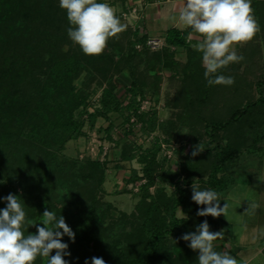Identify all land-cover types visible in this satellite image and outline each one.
Instances as JSON below:
<instances>
[{
    "label": "trees",
    "instance_id": "obj_1",
    "mask_svg": "<svg viewBox=\"0 0 264 264\" xmlns=\"http://www.w3.org/2000/svg\"><path fill=\"white\" fill-rule=\"evenodd\" d=\"M251 2L260 31L245 48H238L244 57L240 63L247 62L246 71L240 75L238 63L234 70L227 66L217 74L234 77V84L209 86L202 53L187 41L188 32L169 28L164 44L152 49L145 35L127 27L108 40L101 55L88 56L69 38L70 24L59 0H0V210L6 207L3 197L19 196L26 213L25 235L37 232L32 223L44 226L46 209L63 216L75 233L74 242L66 235L62 238L69 245L70 255L64 257L68 264L86 260L91 264L92 257L103 258L106 264H198V251L180 237L195 232L205 220L210 231L223 229L219 218L197 215L206 206L192 201V183L221 197L233 181L231 169L239 158L246 152L264 154V72L262 78L254 75L256 95L238 93L239 81H251L245 73L251 72L249 67L264 46V0ZM117 75L125 79L122 97L116 91ZM93 82L105 86L98 105L88 112V89ZM164 83L168 88L161 97L172 116L159 128L174 138L182 135L181 127L188 126L189 149L177 170L162 180L173 190L159 187L151 193L150 165L156 147L147 148L151 156L149 164H144L148 181L128 213L131 226L110 234L96 213L107 157L79 160L62 151L69 140L85 135L102 119L107 124L98 131L103 132L104 141L112 140L115 127L126 139L114 159L116 165L131 159L135 140L126 136L134 131L125 122L134 116L144 132L153 129L156 113H139L140 99L146 94L160 96ZM220 103L223 107L217 109L214 105ZM199 143L205 150L192 157L193 146ZM180 147L179 152L185 149ZM59 175L66 192L58 190ZM129 182L132 178L126 179ZM72 195L75 205L69 206ZM105 207L100 214L111 213V205ZM178 210L184 215L178 216ZM214 250L223 253L216 243ZM34 264H47V258L37 257Z\"/></svg>",
    "mask_w": 264,
    "mask_h": 264
},
{
    "label": "clouds",
    "instance_id": "obj_2",
    "mask_svg": "<svg viewBox=\"0 0 264 264\" xmlns=\"http://www.w3.org/2000/svg\"><path fill=\"white\" fill-rule=\"evenodd\" d=\"M59 6L66 10L70 24L67 29L69 38L88 56L101 55L108 40L118 37L127 28L108 3L97 0H59ZM172 19L191 29L187 36L188 42L197 40L192 47L202 53L207 84L233 85L234 77L217 73L231 63L244 60L242 55L237 54L236 46L250 42L260 31L251 0H182L178 17ZM204 150L201 143L194 145L191 156L195 157ZM191 189L192 201L206 206L197 212L198 216L218 218L223 215L227 219L229 204L226 202L221 207L220 194L210 189L200 190L194 182ZM3 199L6 207L0 210V264H34L37 257L47 258V264H68L64 257L70 255L67 251L69 245L62 242V238L66 235L74 242L75 233L64 217H57L46 209L42 214L44 226L32 223L37 232L25 235L23 229L26 213L21 198L10 193ZM258 208L255 201H249L244 213L253 215ZM223 237L224 230L210 231L205 220L197 226L195 232L185 233L180 239L190 242L188 247L198 251V264H239L227 252L214 250V241ZM53 250L55 255H51ZM85 264H88L87 260ZM91 264L106 262L103 258L92 257Z\"/></svg>",
    "mask_w": 264,
    "mask_h": 264
},
{
    "label": "rangeland",
    "instance_id": "obj_3",
    "mask_svg": "<svg viewBox=\"0 0 264 264\" xmlns=\"http://www.w3.org/2000/svg\"><path fill=\"white\" fill-rule=\"evenodd\" d=\"M110 1L111 0H107V3ZM247 44L248 43L243 45L244 47L236 46V52L238 55L242 54L238 48H245ZM260 49L261 54L256 56L253 60L254 66L249 67L251 72L248 74L247 72L245 73L247 77L249 76L248 78L251 81H239L238 88H242V90L238 92L240 95L247 92H251V95L253 96L257 94L255 91L254 75H259L260 78H262L260 74L264 72V46H260ZM244 62H242V64L240 62L238 63V73H241L244 70L246 71V64ZM234 64L235 63H231L229 65V70H234ZM240 75H242V73ZM116 77L115 81L118 83L116 91L117 94L122 97V85H124L125 79L122 75H117ZM80 80L81 79L77 82L81 83ZM94 83L95 82H93L88 89V93L90 94L88 100L89 105L87 106L88 112H91L98 105L97 100L101 96L102 89L105 86V84L96 86ZM167 86L168 84L164 83V89L161 90L160 96L154 98L152 95L150 96L149 94H146L144 98L140 99L139 113H156V124L153 129L144 132L141 128L142 122L134 116H130L129 120L125 122L128 124L127 128H131L130 126L132 125L134 131L133 133L127 132L129 135L126 136V138L129 137L130 139L135 140V146L133 147L130 145L132 146L131 153L134 154L131 159L122 161L120 164L116 165L117 162L115 160L118 158L117 155L120 153V150H123V144L121 142L126 141V139L122 136L121 131L115 127L112 132V140H110V142H108L109 140L104 141L105 138H103V132L98 131L99 129L104 128L107 124V122L102 119L98 120L92 130H86L85 135L69 140L62 151L66 157H77L79 160H82L85 157H97L100 159L104 156L107 157L108 165H106L104 170L105 179L102 184V191L97 193L100 203L97 205L96 213H98V216L104 220L103 225L109 226L108 232L110 234L117 235L118 233H121V229L127 231L131 226L132 222L128 220V216L130 212L133 211L135 203L139 199L141 187L148 181L146 179L147 176L145 175L146 172L144 171V164H149L151 156L147 153V148L151 145L156 147V152L153 156L154 164L150 165V169L152 170L151 177L153 179V183L149 186V191L151 193L155 192L159 187H164L167 191L173 190V187L168 181L162 180L169 172H175L177 170L178 164L184 155L183 152L189 149L191 137L189 134L185 133L187 132V128L189 129L188 126L181 127L180 130L183 131L182 135H177V137L174 138L167 136V133L159 128V124L163 123L164 125V120L172 116V114H170L171 110L165 106L161 97V94L164 95V92L167 90L165 89L168 88ZM169 91L172 92L173 90L170 89ZM222 101L225 102V99ZM214 106L217 109L223 107L221 103L218 106L216 104ZM216 114L221 115L218 112H216ZM119 138L120 142L116 143V140ZM180 146H184L185 149L179 152L178 149ZM182 147L180 148L182 149ZM230 174L232 175L231 180L233 181L220 197L222 199L220 201L221 207H223L226 202L229 204L227 219L223 215L218 218L221 220L222 229L225 231L223 241L232 244L231 250L227 253L235 257L239 261V264H243L235 256V247L239 245L238 241L241 240V233L245 227L243 225V220L248 219L251 216L244 213L249 206V201H254L258 192L262 193V196H264V181L259 179V177L264 179V154H247L246 152L232 167ZM60 175L57 177L60 184H58V190L59 192H66L67 185H61L63 179ZM129 178H132V182L126 183V179ZM124 188H126V190H124ZM75 201V197L72 195L68 203L69 206H74ZM106 204L111 205V213L102 212L100 214L101 211L105 210ZM258 205L259 208L257 210L264 211V202ZM122 213L127 214L125 217H121ZM177 215L183 216L184 214L178 210ZM246 228L250 230L248 226H246ZM234 230H237L236 232H238L236 241L233 234ZM215 243L218 244V242H214V244ZM248 245L251 246L252 244ZM254 261L253 264H259L260 262L258 258Z\"/></svg>",
    "mask_w": 264,
    "mask_h": 264
},
{
    "label": "crops",
    "instance_id": "obj_4",
    "mask_svg": "<svg viewBox=\"0 0 264 264\" xmlns=\"http://www.w3.org/2000/svg\"><path fill=\"white\" fill-rule=\"evenodd\" d=\"M111 2L109 5L115 9L116 15L123 24L132 30H137L138 34L145 35L147 39L151 37L158 39L160 45L154 49H158L164 44V34L169 28H176L188 33L191 31L190 28H186L172 19L178 17V8L182 0H122V2L111 0ZM195 43L197 40L193 39L191 44ZM254 201L258 204L264 202L262 193L258 192ZM243 225L245 227L241 233V240L238 241L239 245L235 247V256L243 264H253L257 258L260 261L259 264H264V235L261 234L264 233V211L256 210L255 214L243 220ZM236 231H233L235 241L238 234ZM217 242L222 246L223 253L232 248V244L224 242L223 239H219Z\"/></svg>",
    "mask_w": 264,
    "mask_h": 264
},
{
    "label": "built area",
    "instance_id": "obj_5",
    "mask_svg": "<svg viewBox=\"0 0 264 264\" xmlns=\"http://www.w3.org/2000/svg\"><path fill=\"white\" fill-rule=\"evenodd\" d=\"M146 44L152 49L157 48L160 45L158 39L154 37L148 38L146 40Z\"/></svg>",
    "mask_w": 264,
    "mask_h": 264
}]
</instances>
